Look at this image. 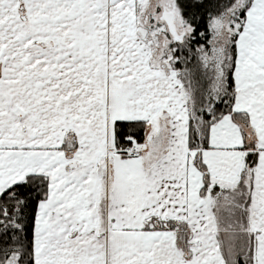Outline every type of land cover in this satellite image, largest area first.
Returning <instances> with one entry per match:
<instances>
[{
	"label": "snow or ice",
	"instance_id": "snow-or-ice-1",
	"mask_svg": "<svg viewBox=\"0 0 264 264\" xmlns=\"http://www.w3.org/2000/svg\"><path fill=\"white\" fill-rule=\"evenodd\" d=\"M0 264H264V0H0Z\"/></svg>",
	"mask_w": 264,
	"mask_h": 264
}]
</instances>
